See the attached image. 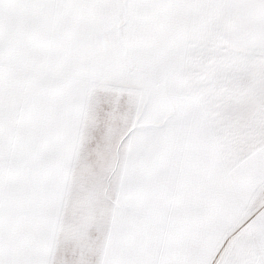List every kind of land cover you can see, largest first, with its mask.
<instances>
[{
  "label": "snow or ice",
  "instance_id": "obj_1",
  "mask_svg": "<svg viewBox=\"0 0 264 264\" xmlns=\"http://www.w3.org/2000/svg\"><path fill=\"white\" fill-rule=\"evenodd\" d=\"M0 264H264V0H0Z\"/></svg>",
  "mask_w": 264,
  "mask_h": 264
}]
</instances>
